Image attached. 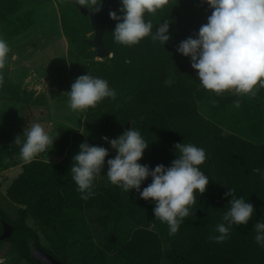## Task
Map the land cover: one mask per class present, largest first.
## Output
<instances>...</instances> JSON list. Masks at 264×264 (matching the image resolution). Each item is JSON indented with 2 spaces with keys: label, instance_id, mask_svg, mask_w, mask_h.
I'll return each instance as SVG.
<instances>
[{
  "label": "trees",
  "instance_id": "16d2710c",
  "mask_svg": "<svg viewBox=\"0 0 264 264\" xmlns=\"http://www.w3.org/2000/svg\"><path fill=\"white\" fill-rule=\"evenodd\" d=\"M21 4L22 0H0V22L8 30V43L28 27ZM121 6L111 11L121 15ZM72 7L75 15L64 8L60 15L66 61L54 55L42 72L55 87L53 98L67 106L71 84L88 73L106 79L117 96L76 112L78 126L61 125L53 147L25 164L21 146L14 140L32 123H42L48 113L46 100L44 94L26 87L27 68L18 76L2 71L0 173L19 171L0 192V233L2 221L12 226L11 236L2 241L13 252L0 254V264H41L31 255L33 243L61 264H73L71 255L79 260L77 264H264V247L256 243L254 230V224L264 220V176L253 171L259 168L264 173V140L252 141L213 120L218 116L232 122L235 129L264 134V88L255 96L232 92L218 96L203 88L191 58L177 51L181 41L197 38L199 28L207 23L212 9L206 0H170L164 9L146 15L153 33L164 20L170 21L171 39L165 45L151 36L133 46L115 43L118 21L107 13L102 19L103 42L111 56L102 58L84 42L93 36L88 15L80 13L74 1ZM128 121L148 143L138 162L150 169L158 164L170 167L179 155L177 143H191L206 151L199 168L209 178L207 190L195 193L193 214L184 218L175 235H169L168 225L155 218L154 201L142 199L135 189L125 192L107 179L106 161L115 157L116 150L103 137L118 138ZM84 141L109 150L102 173L94 181L96 195L88 200L81 199L70 175L73 157ZM151 180L148 177L142 183L141 191ZM229 189L235 190L236 198L251 203L255 212L247 225H232L229 239L216 243L210 237L219 234L215 231L218 224H226L223 215L230 207L232 197L225 196ZM88 214L102 233L99 242L92 237Z\"/></svg>",
  "mask_w": 264,
  "mask_h": 264
},
{
  "label": "clouds",
  "instance_id": "9594fccd",
  "mask_svg": "<svg viewBox=\"0 0 264 264\" xmlns=\"http://www.w3.org/2000/svg\"><path fill=\"white\" fill-rule=\"evenodd\" d=\"M212 9L207 23L199 28L197 38L188 37L181 41L177 51L191 58V67L197 70L200 84L204 89L223 95L255 96L264 88V0H206ZM79 6L97 13L103 0H75ZM170 4V0H122L119 9L110 11L109 17L118 23L113 31L114 42L133 46L145 37L165 45L171 39L168 19L156 27L146 20V15H154ZM11 47L0 37V88L4 86L2 70L5 68ZM69 107L74 112L95 108L105 98L116 99V91L106 79L85 74L80 75L66 92ZM235 106L240 107L236 100ZM58 135V134H57ZM56 135V136H57ZM51 136L41 123H32L17 135L14 143L20 145V158L25 164L33 162L37 156L53 147L56 138ZM21 137H24L22 140ZM116 150L114 158L107 159V179L125 192L135 189L144 200L155 202V218L169 227V235H175L184 218L196 204L198 192L204 194L209 178L199 168L206 160V151L194 144L177 143L178 158L170 167L158 164L154 169L140 164L148 143L136 127L124 131L118 138L103 137ZM79 152L73 157L70 168L72 180L81 193V199L88 200L96 195L94 181L102 173L108 148L90 146L87 141L79 145ZM254 172L261 173L259 168ZM151 177V183L141 191L142 183ZM225 196H231L229 209L223 221L216 226L219 233L210 237L216 243H223L230 236L232 225H247L255 209L243 197L236 198L235 190L229 189ZM195 214V213H194ZM255 241L264 247V220L254 224ZM2 258H0V262Z\"/></svg>",
  "mask_w": 264,
  "mask_h": 264
},
{
  "label": "rangeland",
  "instance_id": "374dc122",
  "mask_svg": "<svg viewBox=\"0 0 264 264\" xmlns=\"http://www.w3.org/2000/svg\"><path fill=\"white\" fill-rule=\"evenodd\" d=\"M73 1L75 0H22L20 12L24 13L23 19L25 23H28V27L22 34L11 37L9 42L11 58L7 60L3 69L8 70L14 76L23 74L24 67L28 69V74L25 78V81L28 82L26 87L34 90L36 94H44L46 100L45 108L48 109V113L41 120V124L53 137L60 133L59 127L63 124L78 126V115H76V112L71 110L69 104L65 106L58 99L53 98L51 92L55 87L50 84L48 76L42 75L52 56L58 55L63 61H66L67 43L61 32L60 15L63 12L62 8L68 9L75 15L72 7ZM7 32L8 30H5L0 22V37L7 40ZM209 114H206L207 117ZM214 119L217 124L224 126L231 132L241 134L247 139L256 142L264 140V134L254 135L245 127L235 129L232 122L225 121V119L222 120L218 116L213 117ZM79 124H81L80 120ZM18 171L19 169L13 168L0 173V192L4 193L6 185ZM3 206L7 207L6 204H3ZM90 215H87V219L92 229V237L96 242H99V239H102V233L96 222H91ZM10 236L0 239V254L2 255L7 252L10 255L13 253L7 247L8 242L2 241ZM69 252L71 254L73 249H70ZM72 257L73 255L70 256V260H73V264L79 263V260L77 261L75 257L72 259Z\"/></svg>",
  "mask_w": 264,
  "mask_h": 264
},
{
  "label": "water",
  "instance_id": "95a60500",
  "mask_svg": "<svg viewBox=\"0 0 264 264\" xmlns=\"http://www.w3.org/2000/svg\"><path fill=\"white\" fill-rule=\"evenodd\" d=\"M74 5L80 11V13H82L83 15H88L93 28V36L91 38L84 39V42L91 45L94 48V52L99 58L105 56H111V53L108 52L103 42V34L105 33L106 28L102 22V19L111 10L118 9V7L122 5V1L104 0L101 10L97 13L90 12L87 8L79 6L78 4L75 3V1H74ZM124 128L125 131L130 130L131 122L128 121L125 124ZM11 232H12V226L2 221V234L0 235V239L8 237L9 235H11ZM30 251H31V255L35 258V260L38 263L61 264V261L55 259L50 254L44 252L35 243L32 244Z\"/></svg>",
  "mask_w": 264,
  "mask_h": 264
}]
</instances>
